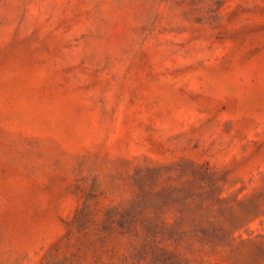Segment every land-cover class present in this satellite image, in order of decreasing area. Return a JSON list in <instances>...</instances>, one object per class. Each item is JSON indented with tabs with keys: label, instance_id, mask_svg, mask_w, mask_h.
<instances>
[{
	"label": "rangeland",
	"instance_id": "1",
	"mask_svg": "<svg viewBox=\"0 0 264 264\" xmlns=\"http://www.w3.org/2000/svg\"><path fill=\"white\" fill-rule=\"evenodd\" d=\"M0 264H264V0H0Z\"/></svg>",
	"mask_w": 264,
	"mask_h": 264
}]
</instances>
